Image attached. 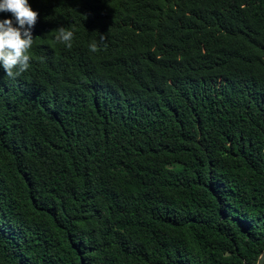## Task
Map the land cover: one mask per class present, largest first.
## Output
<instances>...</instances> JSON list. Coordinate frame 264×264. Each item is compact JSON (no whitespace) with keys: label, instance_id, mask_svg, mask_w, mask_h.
Instances as JSON below:
<instances>
[{"label":"trees","instance_id":"trees-1","mask_svg":"<svg viewBox=\"0 0 264 264\" xmlns=\"http://www.w3.org/2000/svg\"><path fill=\"white\" fill-rule=\"evenodd\" d=\"M29 3L30 67H0V264H255L264 0Z\"/></svg>","mask_w":264,"mask_h":264},{"label":"clouds","instance_id":"clouds-1","mask_svg":"<svg viewBox=\"0 0 264 264\" xmlns=\"http://www.w3.org/2000/svg\"><path fill=\"white\" fill-rule=\"evenodd\" d=\"M0 13L11 15V18L0 19V67L9 79L15 80L30 67L31 50L36 42L33 29L39 13L32 9L29 0H0ZM104 39L106 37L101 35L100 40ZM55 40L71 49L74 31L61 26L56 30ZM88 47L91 53L101 50L97 41H92ZM255 264H264V253L257 257Z\"/></svg>","mask_w":264,"mask_h":264},{"label":"rangeland","instance_id":"rangeland-1","mask_svg":"<svg viewBox=\"0 0 264 264\" xmlns=\"http://www.w3.org/2000/svg\"><path fill=\"white\" fill-rule=\"evenodd\" d=\"M186 156H184L183 158L179 159L177 161V163H175L174 165H171L172 168L178 169L184 162V160H186Z\"/></svg>","mask_w":264,"mask_h":264},{"label":"water","instance_id":"water-1","mask_svg":"<svg viewBox=\"0 0 264 264\" xmlns=\"http://www.w3.org/2000/svg\"><path fill=\"white\" fill-rule=\"evenodd\" d=\"M262 253H264V251Z\"/></svg>","mask_w":264,"mask_h":264}]
</instances>
